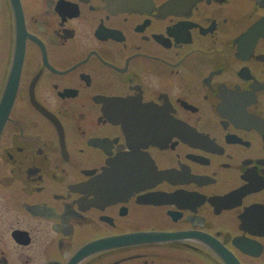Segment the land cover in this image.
Instances as JSON below:
<instances>
[{"label":"flooded vegetation","instance_id":"1","mask_svg":"<svg viewBox=\"0 0 264 264\" xmlns=\"http://www.w3.org/2000/svg\"><path fill=\"white\" fill-rule=\"evenodd\" d=\"M121 1L0 0V264H264V0Z\"/></svg>","mask_w":264,"mask_h":264},{"label":"water","instance_id":"2","mask_svg":"<svg viewBox=\"0 0 264 264\" xmlns=\"http://www.w3.org/2000/svg\"><path fill=\"white\" fill-rule=\"evenodd\" d=\"M121 2H123L124 4H133L134 3V0H122ZM3 116H4V113L0 112V124L3 120ZM135 236V234H130L128 235L127 237H132V236ZM155 237V235H152L150 234L149 237ZM126 242V239L124 237H118V238H109V239H102V240H96V241H93L89 244H87L81 251H80V255L86 253V252H90V251H94V250H99V249H102L104 247H107V246H112V245H115V244H121V243H124ZM217 244H215L216 246ZM226 259H227V253L225 250H223L222 248H219L217 249Z\"/></svg>","mask_w":264,"mask_h":264}]
</instances>
